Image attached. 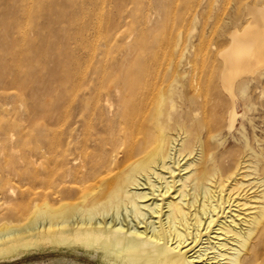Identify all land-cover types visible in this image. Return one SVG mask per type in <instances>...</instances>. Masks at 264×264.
<instances>
[{"label": "bare ground", "instance_id": "bare-ground-1", "mask_svg": "<svg viewBox=\"0 0 264 264\" xmlns=\"http://www.w3.org/2000/svg\"><path fill=\"white\" fill-rule=\"evenodd\" d=\"M235 3L228 45L212 60L201 55L199 67L169 70L145 58L116 74L101 59L82 87L73 84L70 102L54 105V212L29 192L31 216L23 203L24 212L1 214V243L27 250L25 237L54 226V249L82 248L102 264H264V137L251 143L241 116L254 109L250 84L264 73V2ZM234 130L241 137L225 146ZM194 147L197 157L180 164L176 153ZM145 183L150 192L131 190ZM154 191L160 203H140ZM23 214L25 224H7Z\"/></svg>", "mask_w": 264, "mask_h": 264}, {"label": "rangeland", "instance_id": "rangeland-1", "mask_svg": "<svg viewBox=\"0 0 264 264\" xmlns=\"http://www.w3.org/2000/svg\"><path fill=\"white\" fill-rule=\"evenodd\" d=\"M234 3L235 0H0V216L30 209L33 200L29 192L33 191L41 194L35 204L43 209L44 202H48L45 209L54 212V105L70 102L73 84L79 81L78 85L83 86L89 68L99 69L101 59H105L106 68L109 71L117 68L118 74L146 58L149 63L162 60L163 67L169 70L191 71L200 66L201 55L206 53L212 60L228 45ZM262 76L250 84L256 101L254 109L241 115L251 143L255 137H264V106L257 96L259 89L264 93V73ZM237 133L234 130L226 134L225 146L236 145L241 137ZM177 154L180 164H184L197 157L198 149L178 151L176 157ZM161 174L171 182L166 170ZM179 174L174 172L176 180ZM33 175L36 179L31 182L29 177ZM142 178L140 183L145 180ZM151 180L158 182L155 177ZM8 187L10 193L4 194ZM131 190L150 192L146 183ZM153 194L139 200L140 203L148 204L149 208L153 202L160 203L157 191ZM32 211L33 208L30 216ZM145 211L149 209L146 207ZM25 214L23 220L7 224L15 227L25 224L30 217ZM154 216L149 218L147 214L145 219L155 221L151 220ZM130 223L134 224V220ZM139 227L142 230L143 224ZM49 231L39 238L25 237L24 243L34 245L27 250H17L19 243L0 242V264H102L82 248L54 249V226Z\"/></svg>", "mask_w": 264, "mask_h": 264}]
</instances>
